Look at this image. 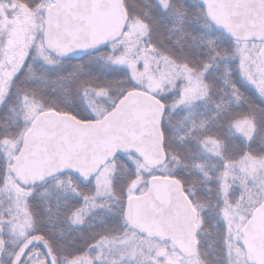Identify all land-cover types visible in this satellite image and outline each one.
I'll return each mask as SVG.
<instances>
[{
    "label": "snow or ice",
    "instance_id": "obj_1",
    "mask_svg": "<svg viewBox=\"0 0 264 264\" xmlns=\"http://www.w3.org/2000/svg\"><path fill=\"white\" fill-rule=\"evenodd\" d=\"M0 264H264V0H0Z\"/></svg>",
    "mask_w": 264,
    "mask_h": 264
}]
</instances>
